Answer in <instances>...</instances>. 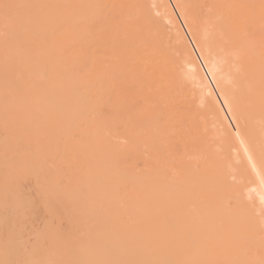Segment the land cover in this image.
<instances>
[{
	"label": "bare ground",
	"instance_id": "1",
	"mask_svg": "<svg viewBox=\"0 0 264 264\" xmlns=\"http://www.w3.org/2000/svg\"><path fill=\"white\" fill-rule=\"evenodd\" d=\"M261 4L0 0V118L10 151L0 185L10 196L3 218L10 233L2 236L9 251L25 253L29 264H115L123 254L136 264L259 261ZM174 140L182 150L172 155ZM48 158L67 170L39 184L46 211L27 250L14 163L36 175ZM94 209L103 218L90 248L83 235Z\"/></svg>",
	"mask_w": 264,
	"mask_h": 264
},
{
	"label": "rangeland",
	"instance_id": "2",
	"mask_svg": "<svg viewBox=\"0 0 264 264\" xmlns=\"http://www.w3.org/2000/svg\"><path fill=\"white\" fill-rule=\"evenodd\" d=\"M247 35H250L249 33ZM2 55H3V62H6V58L8 55V49L5 47L2 49ZM7 63V62H6ZM4 128H5V120L3 118H0V184L3 181L2 178V161L6 158V154L9 153V149L7 148L6 144L7 141L4 139ZM40 146L45 147L47 144V139L43 138L40 142H38ZM77 146L82 147L84 143L77 142ZM182 150V146L179 143V141L174 140L172 143V155L174 154V151ZM82 153V152H81ZM54 158V157H53ZM53 158H48L46 160V163H44L43 167L38 170V174H32L28 170L27 167H25L21 163H14L15 171L18 174L17 175V182L18 184L13 187L15 193L19 195V207L20 209L24 210V216L18 218L17 223L23 228V235H24V241L27 246V250H30L35 244H36V236L40 233V223L43 220V216L45 214V205L44 200L41 197V193L39 192V187L44 185H39L41 182L48 183L52 179L56 177V169L60 170H67L66 166L62 164L61 159L54 160ZM34 161L36 160L33 159ZM189 163L191 164V159H188ZM136 169L139 170L142 168V164L140 161H138L136 164ZM65 167V168H64ZM41 180V181H40ZM78 191L80 194H86L87 193V186L84 183L78 184ZM7 185H0V264H29L27 262H24L23 258L25 257L23 252H10L8 249V243L7 241L2 239V236L9 235L8 228H4L3 226V218H4V206L8 198L10 197L7 192ZM93 217L92 223L90 225V230H88L83 235V239L85 240L84 243L90 248H93V242L92 237L95 233V229L100 225L102 222V214L101 211H98L97 209L93 210ZM60 226L62 230L68 231V221L67 219L63 218L61 220ZM114 228V225H109V227L106 229V232L109 234L110 231ZM44 244L48 245L47 240H44ZM92 244V245H91ZM112 254L117 257V248L113 250ZM152 257L148 256L146 257V260H149L151 262ZM51 264H59L57 262L51 263ZM77 264H83V263H77ZM115 264H136L133 259L131 258V255H118L117 261ZM174 264V263H169Z\"/></svg>",
	"mask_w": 264,
	"mask_h": 264
},
{
	"label": "snow or ice",
	"instance_id": "3",
	"mask_svg": "<svg viewBox=\"0 0 264 264\" xmlns=\"http://www.w3.org/2000/svg\"><path fill=\"white\" fill-rule=\"evenodd\" d=\"M261 9H262L261 19L262 22H264V0H262ZM210 55H211V51L209 50V56ZM262 95H264V91H262ZM236 134L239 136V127L236 130ZM253 167H255V165H253ZM261 183L264 184V178H262ZM261 203L264 204V195L261 196ZM48 211L51 212V209H48ZM262 231H264V222H262ZM243 264H264V251H262L261 258L259 259V261L243 262Z\"/></svg>",
	"mask_w": 264,
	"mask_h": 264
}]
</instances>
